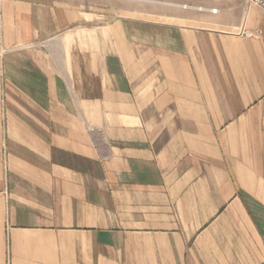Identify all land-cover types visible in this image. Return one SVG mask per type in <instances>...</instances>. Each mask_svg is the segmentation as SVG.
Here are the masks:
<instances>
[{
	"label": "crops",
	"instance_id": "1",
	"mask_svg": "<svg viewBox=\"0 0 264 264\" xmlns=\"http://www.w3.org/2000/svg\"><path fill=\"white\" fill-rule=\"evenodd\" d=\"M178 1L3 0L0 264H264V6Z\"/></svg>",
	"mask_w": 264,
	"mask_h": 264
},
{
	"label": "rangeland",
	"instance_id": "2",
	"mask_svg": "<svg viewBox=\"0 0 264 264\" xmlns=\"http://www.w3.org/2000/svg\"><path fill=\"white\" fill-rule=\"evenodd\" d=\"M69 2L73 5L81 3L82 6H86L90 25H95L96 17L99 19L100 16L103 17L105 24L119 20L127 21L129 18L158 20L159 17L174 13L178 7L189 8L178 0H69Z\"/></svg>",
	"mask_w": 264,
	"mask_h": 264
},
{
	"label": "built area",
	"instance_id": "3",
	"mask_svg": "<svg viewBox=\"0 0 264 264\" xmlns=\"http://www.w3.org/2000/svg\"><path fill=\"white\" fill-rule=\"evenodd\" d=\"M255 5H258V6H264V0H247ZM2 5H3V0H0V24H1V14H2ZM262 34L261 31H258V33L255 35L254 33L252 32H249V31H245L242 33V35H244L245 37L247 38H253L255 36H260Z\"/></svg>",
	"mask_w": 264,
	"mask_h": 264
}]
</instances>
